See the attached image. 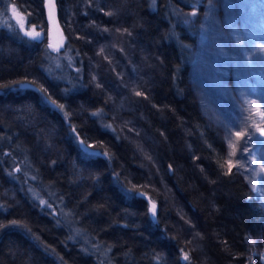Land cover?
Segmentation results:
<instances>
[{"label":"trees","instance_id":"trees-1","mask_svg":"<svg viewBox=\"0 0 264 264\" xmlns=\"http://www.w3.org/2000/svg\"><path fill=\"white\" fill-rule=\"evenodd\" d=\"M196 2L57 0L61 80L45 1L0 0L43 33L0 25V264H243L264 211L191 84Z\"/></svg>","mask_w":264,"mask_h":264},{"label":"rangeland","instance_id":"rangeland-1","mask_svg":"<svg viewBox=\"0 0 264 264\" xmlns=\"http://www.w3.org/2000/svg\"><path fill=\"white\" fill-rule=\"evenodd\" d=\"M190 20L198 27L191 84L203 113L224 134L228 166L243 176L264 211V0H197ZM0 25L22 37H43L15 9L0 17ZM62 46L50 36L54 54L47 69L64 80V62L71 64L72 57L57 55ZM247 244L243 264H264V221L248 234Z\"/></svg>","mask_w":264,"mask_h":264},{"label":"water","instance_id":"water-1","mask_svg":"<svg viewBox=\"0 0 264 264\" xmlns=\"http://www.w3.org/2000/svg\"><path fill=\"white\" fill-rule=\"evenodd\" d=\"M44 1H45L47 18H48L49 26H50L51 37L53 38V40L56 42L57 45H61L62 43L65 42V34L60 25L57 0H44ZM81 140L82 139H80V141ZM90 152L99 153L93 148L90 149ZM139 193H141L143 195V198H145L146 200H150V197L147 194L142 193V192H139ZM153 206L155 205H151L150 207L152 214H153L152 212ZM156 211H157V207L155 206V212Z\"/></svg>","mask_w":264,"mask_h":264},{"label":"snow or ice","instance_id":"snow-or-ice-1","mask_svg":"<svg viewBox=\"0 0 264 264\" xmlns=\"http://www.w3.org/2000/svg\"><path fill=\"white\" fill-rule=\"evenodd\" d=\"M26 35H28L29 38H30V39H33V40H39V39H41V34H40V33H35V34H33V33H27ZM20 87H21V88H31V87H33V85L30 84V83H26V82H20ZM38 91H40V92L43 94L46 90H45V89H38ZM139 94H140V93H137V95H139ZM44 99L47 100V97H44ZM54 106H55V105H54ZM63 107H64L63 105H59V106H58L59 109H63ZM97 114H98V113H93L92 115L95 116V115H97ZM65 115H67V114L65 113ZM70 127H71V126H70ZM108 127H110V126H108ZM261 131H262V133H264V130H261ZM72 132H73V133L76 132L75 128H72ZM236 135H237V136H240L241 133L237 132ZM79 143H80L81 148H82V150H83V152H84L85 154H90V155H97V154H99V155H106V153H94V152H90V149L92 148V146H91V145H85L84 142H83L82 140L79 141ZM133 195H134V196H140L141 198H143V195H142L141 193H134ZM40 203L43 205V204H45L46 202H45V201H40ZM49 207H50V205H49ZM152 212H153V220H154V219H155V206H153ZM11 224H12V225H17L18 222H17V221H12ZM0 227H3V226L0 225ZM184 260H188V257H187L186 255L184 256Z\"/></svg>","mask_w":264,"mask_h":264}]
</instances>
